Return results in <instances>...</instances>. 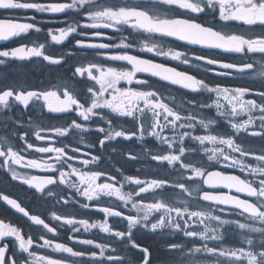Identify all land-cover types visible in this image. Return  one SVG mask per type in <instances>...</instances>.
Wrapping results in <instances>:
<instances>
[{"label": "snow or ice", "instance_id": "6c2138e0", "mask_svg": "<svg viewBox=\"0 0 264 264\" xmlns=\"http://www.w3.org/2000/svg\"><path fill=\"white\" fill-rule=\"evenodd\" d=\"M0 12L6 14L0 42L43 33L56 18L67 26L47 29L51 43L85 37L75 39L76 49L93 56L86 66L82 56L80 66L65 67L72 52L54 54L47 42L0 50V65L37 58L58 74L43 87L0 85V117L22 106L64 121L45 124L41 118L27 127L0 122V172L26 186V196L48 213L46 219L23 198L0 190V203L25 218L17 226L0 218V264H154L153 249L141 243L149 234L160 237L161 264H264V79L260 90L229 87L134 55L129 50L135 45L125 42L143 35L140 52L203 67L212 77L264 78V0H0ZM101 30L121 33V42H104L113 37ZM168 41L204 51L166 48ZM137 74L164 83L154 87ZM167 86L194 96L177 104ZM204 94L207 100L195 98ZM121 121L134 127L125 130ZM92 125L95 140L85 143L79 135L73 143ZM121 140L142 146L140 153L129 147L121 156L166 174L145 180L122 168L105 171V152L115 154L112 142ZM230 231L238 243L228 246Z\"/></svg>", "mask_w": 264, "mask_h": 264}, {"label": "flooded vegetation", "instance_id": "af4514ba", "mask_svg": "<svg viewBox=\"0 0 264 264\" xmlns=\"http://www.w3.org/2000/svg\"><path fill=\"white\" fill-rule=\"evenodd\" d=\"M6 16L5 13L0 12V17ZM46 20H48V17H45ZM60 20L63 19V17L59 18ZM66 24L60 23L59 20L56 18H52L51 22L46 23L44 25V32L40 34L33 33L30 35L27 39L21 41L20 38H14L13 40H10L8 42H0V50H5V49H11L14 47L20 46V44L23 42L25 44H28L29 46L33 45V42L38 46L39 43H44L47 42L50 47L48 48L49 52H52L54 54H59V53H68L69 51L72 52V55L74 59H70L68 61V66H80V58L87 57L86 60L83 61L84 65H87L88 60H92V52L91 50H88L87 52H81L80 50L76 49L75 46V39H86L85 37H76L75 34H73L72 37H69L67 41H65L62 45H55L51 43V38L47 36V29L48 28H58V27H66ZM91 32L92 30H86ZM104 31L107 35L112 36L113 39L111 41H104V42H111V43H120L121 42V33L113 32L112 30H101ZM128 31L125 30L123 35L128 36ZM94 41V38H89ZM156 40H160L162 38L156 37ZM131 41L134 45L136 50H129L131 51L132 54L134 55H139L142 58H148L152 59L155 62L158 63H163L169 67H175L177 70L180 71H188L191 74L197 75L199 77H207L211 82H220L226 86L232 87V86H240V85H245L253 90H260L261 89V81L264 78H259L256 77L254 74L249 75L243 78L237 77L233 79L232 77H227V78H217V77H212L210 73H205L203 70V67L201 68H189L185 65L179 64L177 61H172L168 59H164L161 57H155L152 56L149 53L145 52H140L138 49L143 45V43L146 42V39L143 35H137L133 34L132 37H129L127 41ZM180 47L182 50L188 49L189 51L191 50H196L198 52L204 51L200 49H190L189 46L182 45L180 42H175V41H168L165 43V47ZM221 58H224L225 60L233 61L235 62L238 57L234 56L232 54H221ZM254 60H259L260 59V54H255L252 57ZM4 59V58H0ZM125 67L130 69V65H126ZM257 68H259V65H257ZM64 70L61 69L59 75H63ZM57 72L55 71L54 67L48 66L46 63L42 62L41 60L37 58H33L32 61H7L5 65H0V85L4 84H17V83H23L26 85H31L33 87H43L48 83V81L52 80L55 81L57 77ZM68 75H71V73H68ZM138 77L141 78H146L148 79L154 87H160L164 82L159 81L158 78L146 76L145 74H137ZM89 83H94V82H89ZM127 87V85H124ZM169 89L172 91V95L176 97V103L180 104L181 102H186L187 99L191 98L194 96V94L191 93H185V90L179 89L176 86H167ZM98 88V86H97ZM167 94V92H166ZM198 100H207V94H204L203 96H196L195 97ZM247 98H252V97H247ZM258 99V98H257ZM209 103L211 101H208ZM210 116H215V109L213 108L209 113ZM67 115V114H63ZM74 115V114H73ZM43 118V122L45 124L52 123V124H57V123H63V119H58L56 114H50L47 113L46 111L41 112L40 109H30V110H25L22 106L20 107H13L11 112L8 113L4 117H0V122L3 120H16V121H22L25 127L29 125L31 121H36L40 120ZM246 118V117H243ZM97 120V125L99 126H105L102 121H99L98 118H95ZM121 123H124L121 121ZM97 125H92V132L91 133H82L78 134L75 139L73 140V143H76L79 141V135H83L85 138V143L95 140L96 134L95 133V127ZM134 127L131 121H128L127 123H124V129L125 130H131ZM224 127H228L227 125H224ZM114 130H120L119 127H116ZM222 130V129H221ZM230 130V129H229ZM243 135V134H242ZM34 140V135L32 137ZM71 139V138H69ZM249 141H251L255 145H259L260 141L258 138H249ZM66 142V141H65ZM37 144L44 143V141H36ZM116 148L117 152L113 154L111 152V148L107 150L104 154V164L102 167L104 168L105 171H112L115 172L117 168H122L124 175H129V176H134L138 177L140 179H151L155 175H165L166 173L164 171H158L156 169H152L151 171L148 170V166H145L142 162L137 163L135 161H130L127 160L126 156H121L120 152L125 151L127 148L131 147L136 151L137 153H140L142 150V146L140 143H137L135 145H129V142L127 141H122L119 144H116V142H112ZM156 142L152 140V145H154ZM151 146V145H149ZM83 148L84 145H81ZM33 155H38V154H33ZM79 155V154H77ZM90 159V156H89ZM77 163V162H74ZM253 163H255L253 161ZM81 167H83L81 165ZM91 167H95L94 165ZM21 172L28 171L25 169H18ZM228 173L230 174H239L238 170H232L229 169L227 170ZM43 175V174H41ZM73 180H75V177H72ZM100 182H105L104 178H102L98 183ZM134 187V186H133ZM0 190L7 192L10 196L16 197L19 196L25 200V203L28 205V207L33 211V212H40L45 214V218H48V213L45 212V205L42 204L40 201H33L30 196H26V186L20 185L18 182H11L10 178L7 177V174L0 172ZM125 190H130L128 186L125 187ZM65 191H68L67 189ZM223 193H227V189H222L221 190ZM236 195H242V194H236ZM246 198V197H242ZM103 200L107 201L109 199L115 200V198H107L104 197L102 198ZM150 202V201H149ZM116 204H119V201H115ZM64 211V210H61ZM66 211L68 213H73L76 211L74 208H67ZM3 222L5 223H11L12 226H17L18 224H22L25 220V218L22 217V214L15 213L14 210H12L10 207L3 205L0 203V218H5ZM94 219L101 218L100 216H95L93 217ZM63 232V230H61ZM93 232L97 233L99 236H103V234L98 233V230H93ZM90 235V234H86ZM60 239L66 240V235L61 236ZM226 240L228 242V246H231L233 242L238 243V238L230 231L227 236ZM70 243V242H69ZM141 243L142 244H147L153 249L154 252V264H161L162 259H163V252L160 249V237H155L153 238L151 234L147 236H142L141 237ZM76 247H80L77 245ZM40 254H47L53 257H57L58 254L51 253V252H46L45 250H36ZM199 264H207L206 261H200Z\"/></svg>", "mask_w": 264, "mask_h": 264}]
</instances>
